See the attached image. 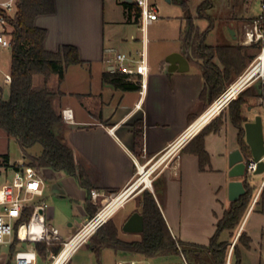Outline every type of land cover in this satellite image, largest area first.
<instances>
[{"label":"crops","instance_id":"crops-1","mask_svg":"<svg viewBox=\"0 0 264 264\" xmlns=\"http://www.w3.org/2000/svg\"><path fill=\"white\" fill-rule=\"evenodd\" d=\"M8 1L0 0V4ZM123 1L128 0H55V12L39 15L35 20L37 26L47 30L45 47L48 50L57 51L63 45H74L83 60V63L67 68L62 82L57 75H52L48 84L63 92L54 99V106L62 114L66 141L74 150L77 164L88 175L92 190L101 193L93 199L91 192L76 177L49 167L41 168L45 182L41 198L47 205L46 220L59 229L63 238L73 235L92 217V212L95 215L106 203L110 193L128 186L138 174V166L153 163L219 97H214V88L208 82L202 61L195 57L191 46L184 43V31L190 29L191 18L185 15L170 17V21L177 18L173 35L165 45L158 46L157 42L164 38L158 34L152 36L149 27L159 18L143 31L141 17L136 19L135 11H127ZM182 3H186V0H182ZM252 3L253 0H244L237 17L230 18L232 0H225L221 4L223 14L219 18L225 29L218 34L217 43L208 42L213 29L206 38V43L212 46H242L239 64L244 62L246 65L242 74L257 59L264 46V41H244L246 23L259 18L264 23V9L254 14ZM184 22L189 23L188 30ZM193 24L200 31L208 27L201 30ZM231 28L235 30L236 37L231 35ZM152 43H156L154 51ZM108 49L126 52L133 66L140 61L144 51L149 69L146 86L123 90L104 82L103 74L111 72L112 68V63L106 61ZM172 52H180L187 57L188 70L169 71L165 58ZM214 62L220 69L224 68L217 56ZM10 67L11 56L8 70L0 67V81L4 80L5 74L10 73ZM259 79L261 77L252 79L249 85ZM5 84L8 90L10 84ZM1 86L5 93L6 86ZM245 106L243 117L247 114L246 109L250 110V106H246V109ZM221 112L224 115L222 128L219 131L210 130L204 138L210 158L205 170L200 168V158L194 151V136L168 159L154 178L153 192L172 235L191 246H207L210 243L219 219L231 202L228 199V183L231 180L228 175V156L233 149L240 147L239 129L230 118L229 104ZM229 122L237 130L234 136L229 134ZM136 131L139 132L138 137ZM22 154L23 159L19 162L13 161L7 154L9 164L0 167V176H12L14 164L29 165L23 150ZM88 204L91 205L89 209ZM124 205L111 217L118 228V237L120 225L125 223L131 213L136 210L141 212L134 208L116 221L114 217ZM254 212L264 215L256 208V204L252 206L251 203L233 236L242 232L250 235L252 243L251 248L246 249L248 251L253 248L257 224L248 226L247 219ZM69 220L71 223L63 224ZM233 237L228 231L222 234L225 240H232Z\"/></svg>","mask_w":264,"mask_h":264},{"label":"trees","instance_id":"trees-1","mask_svg":"<svg viewBox=\"0 0 264 264\" xmlns=\"http://www.w3.org/2000/svg\"><path fill=\"white\" fill-rule=\"evenodd\" d=\"M216 0H203L197 7V18L209 21L204 31L195 28L191 21L188 31H184L185 45L191 46L195 57L202 61L208 82L214 88V97L220 96L236 78L242 74L246 65L239 64L242 59V46H212L206 43L208 33L214 28L215 19L210 10L215 6ZM244 0H232L230 18L237 17L243 7ZM127 11L134 10L136 19L141 17V9L134 2L123 1ZM56 10L55 0H16L14 15H8L0 8V15L11 25L9 32L11 40V83L9 96L5 98L4 88L0 85V129L9 137L15 138L20 144L28 164L41 168L49 167L56 171L65 172L76 177L80 184L89 192L92 184L85 170L76 162L73 148L66 141L65 124L62 114L54 106V99L63 92L49 86V79L57 75L59 81L65 78L66 70L70 65L81 64L76 46L66 44L57 51L45 47L47 30L36 25L35 20L39 15L52 14ZM218 57L224 65L220 69L214 62ZM43 77L42 84H34L35 76ZM106 83L113 84L123 90H135L140 86L139 81L129 79L127 74L119 72H106L103 74ZM264 97V83L258 87L253 85L242 90L236 98L229 103V115L232 122L239 129V143L245 157L251 156L250 147L245 140L243 106L248 103L249 97ZM224 124V115L215 117L210 123L194 137V151L200 158V168L205 170L209 163V154L205 149L204 138L210 130L219 131ZM136 137L139 132H135ZM40 144L41 152L35 154L33 147ZM9 164V156L0 153V167ZM15 169L19 165H13ZM247 192L239 200L231 201L225 209L223 216L217 223V229L207 246L187 245L175 238L166 222L155 195L148 189L143 190L141 200V213L144 215V230L140 240L125 241L118 237V228L110 218L101 226L92 237L96 240L94 249L100 254L102 248L112 247L116 250L127 251L131 254H140L143 257L153 258L164 255H178L179 246L187 255H192L195 264H226L232 240L222 239L226 231L230 236L235 235V230L241 225L246 212L257 192V188L250 184L251 176L243 178ZM260 212L264 213V188L257 203ZM91 205L88 204V209ZM32 208L19 219L18 223L27 221ZM94 212L91 213L93 216ZM20 243L17 237L10 246V254L14 253ZM252 238L246 232L239 235L233 249L231 264H241V248H251ZM63 243L55 241L53 245L46 242H37L36 247L41 261L47 259L49 251L59 252ZM188 248H187V247ZM207 251L211 262L202 260L203 253ZM236 258V260H234Z\"/></svg>","mask_w":264,"mask_h":264},{"label":"built area","instance_id":"built-area-1","mask_svg":"<svg viewBox=\"0 0 264 264\" xmlns=\"http://www.w3.org/2000/svg\"><path fill=\"white\" fill-rule=\"evenodd\" d=\"M141 9V28L146 31L148 25L159 18L157 6L151 4L150 0H132ZM262 7L264 8V0L262 1ZM0 8L3 9L8 15H14L16 11V0H10L0 4ZM11 25L8 21L0 15V44L3 47H10L11 40L9 32L11 31ZM244 41L249 43L264 41V23L261 18L254 20L252 23H246L244 25ZM264 51V46L261 52ZM108 57L106 61L112 63L111 72H119L127 74L131 79L139 81L140 85L146 86V79L148 74L147 56L144 51L141 53V59L134 66L132 60L126 52L115 51L112 49L107 50ZM260 54L256 59V63L253 67L259 64ZM252 67V68H253ZM251 68V69H252ZM250 70H246L239 76L237 80L229 85L223 94H221L214 102L206 109L202 115H200L175 141H173L160 155L150 164V162L142 165L148 169L154 168L152 174L158 166L163 164L167 159L176 155L178 151L196 134H198L203 127L211 121L213 117L220 114L221 111L234 99L237 95L244 90L252 79H248L238 89L236 94L232 97L225 99L228 90L231 86L243 80ZM261 77L264 83V74L257 75ZM11 74L4 75V82L11 83ZM260 104L264 107V97L260 96ZM224 100V101H223ZM217 101H223V104L211 115L209 121L201 128H196L195 124L203 118L204 115L212 112ZM259 161L264 162V155ZM259 161H255L252 154L249 157H245L246 162V174L253 176L258 168ZM140 167L138 166V175L140 174ZM260 174L263 175L261 184L258 188L257 194L253 199L252 206L257 203L259 195L264 188V170ZM139 176L135 178L128 186L118 192H113L108 195L106 203L93 215L90 219L83 223V225L68 239L65 240L61 235L59 229L49 223L46 220V202L41 198L44 194V178L41 171L31 165H22L18 169H15L11 177H6L2 182L0 181V249L3 244H11L15 237L19 239L21 243H25L21 249H18L15 254V259L12 264H67L70 262L73 253L86 242L101 226H103L112 215L125 204V202L139 194L145 189L153 190V179L151 178L150 187L140 184L135 185ZM140 189H139V188ZM139 189V190H137ZM92 198L95 199L101 193L95 189L91 190ZM123 197V198H121ZM121 198V199H120ZM32 208V212L27 221L18 223L19 219L26 213L28 209ZM25 227V234H22V228ZM6 236L9 239L6 240ZM239 233L232 241L226 264H231L233 249L237 243ZM55 241L63 243L59 252L50 254V262L46 263L40 260L39 253L36 247L37 242H46L48 245H52ZM71 247H69V245ZM66 250V252H65ZM179 262H173L169 264H192L187 255L179 246ZM0 259L3 256L0 254ZM114 264H139L134 258L119 259Z\"/></svg>","mask_w":264,"mask_h":264},{"label":"rangeland","instance_id":"rangeland-1","mask_svg":"<svg viewBox=\"0 0 264 264\" xmlns=\"http://www.w3.org/2000/svg\"><path fill=\"white\" fill-rule=\"evenodd\" d=\"M202 1L203 0H186V3L183 4L182 0H150L151 4H154L158 7V11H159L158 12L159 19L155 21L149 27L150 33L152 36L154 34H158L160 35V37L164 38L162 41L157 42V45L158 46H163V44L165 45L168 42V40L171 38V36L173 35V31L175 30V25H176L175 22L177 21V18H173V20L170 21L169 20L170 17H173V16L175 17L177 15H180V16L185 15L187 17H190L191 20L197 26L200 27L201 30L205 29L208 26V21L204 19H197V7ZM224 1L225 0H216L215 6L210 10V13L214 17L217 18L215 20L216 21L215 26L208 39V42L210 43H217L216 40H217L218 34L221 32L222 29H225L224 28L225 26L219 20L220 16L223 14L221 4H223ZM263 9L264 8L262 7L260 0H253L252 10L254 14L261 13ZM184 10L186 14L184 13ZM184 26H186L188 30L189 23L184 22ZM151 46H152V50L154 51V48L156 47V43H152ZM260 53H261V50L259 51V54ZM10 56H11L10 48L3 47L0 45V67L2 69L8 70ZM256 62H257L256 60L253 61L252 65L248 67L247 71L251 70V68ZM42 79L43 77L41 75H36L34 84L36 86H40L42 84ZM261 81L262 79H259L258 81L251 83L249 86L253 85V87H258V85H261ZM0 83L1 85L6 86L4 95H5V98H8L9 89L7 90V85L3 81H0ZM259 97L260 96L252 97L248 99V103L246 104V106H250V110L246 109V106H245V109L247 110V114L244 116V118H247L248 120H254L256 115H261L262 120H263V128H264V107L263 105L260 104ZM228 129H229L230 135L231 134H233V136L236 135L237 130L234 126H232L231 122L228 123ZM41 149H42V146L38 144L35 147H33L32 151L39 152V150ZM0 152L2 154H9L12 160L16 162L22 161L23 159L21 146L18 143V141L13 137H9L6 134V132L2 129H0ZM167 161L168 159L162 164L161 167H159L151 175V178L153 179V186H154L155 176L157 175L158 171L163 166H165ZM4 166L6 167L5 162H4ZM138 176L139 175L137 174L135 178H137ZM262 178H263L262 174H255L251 176L250 184L252 186H255L257 188V191L261 184ZM4 180H5V177L0 176V181L3 182ZM149 191H151L154 194L153 190H149ZM142 194H143V191L137 194L136 198H131L126 203V205H124V207L121 210H119V212L115 215L114 219L116 221H119L124 215V213L134 208L141 210L140 205H141V200H142ZM256 194L257 192L255 193V196ZM256 208L259 209L260 205L256 204ZM247 221H248L247 223L248 226H252L254 223H256L257 229H255V242L253 243L252 250L248 251L244 247L241 248V264H264V215L263 214L260 215L257 212H254L250 217H248ZM69 223H71L70 220L67 222L66 221L63 222L64 225H67ZM78 228L79 227H75V229H78ZM71 236L72 235L64 237V239L68 240ZM119 237L125 241L140 240L141 233L124 231L123 225H120ZM5 238L6 240L9 239L8 236H6ZM234 238L235 237L232 238V241L234 240ZM95 240L96 239L91 236L86 242H84L81 246H79L78 249L73 253L70 262L67 264H114L119 259H130V258L136 259L137 261H139V264H169V263L180 261L179 255H164V256H157L153 258H147L141 255H132L123 250H116L112 247L102 248L99 254L94 249L96 245ZM23 246H25V243H21V242L18 243L17 249L14 251V253L10 254V245L3 244L0 249V254L1 256H3V259H0V264H12L14 262L15 254L17 250L21 249ZM51 252L53 251H49V253L47 254V259L45 260L46 263L50 262ZM187 257L192 264H195L194 258L192 257V255L187 254ZM211 259L212 258L210 254L206 251L202 257V260L209 263L211 262ZM234 260H236V258H234Z\"/></svg>","mask_w":264,"mask_h":264},{"label":"water","instance_id":"water-1","mask_svg":"<svg viewBox=\"0 0 264 264\" xmlns=\"http://www.w3.org/2000/svg\"><path fill=\"white\" fill-rule=\"evenodd\" d=\"M132 1V0H128ZM231 35L235 36V30L230 29ZM169 64V71H186L189 69L187 57L180 52H172L165 58ZM245 140L250 147L251 154L255 161H259L264 155V128L261 115H256L254 120H248L244 123ZM229 171L231 180L228 183V199L237 201L247 192L246 184L243 178L246 174L245 155L240 147L233 149L228 156ZM264 170V162L259 161L255 174H260ZM123 230L127 232L142 233L144 230V215L140 211H134L123 224Z\"/></svg>","mask_w":264,"mask_h":264},{"label":"bare ground","instance_id":"bare-ground-1","mask_svg":"<svg viewBox=\"0 0 264 264\" xmlns=\"http://www.w3.org/2000/svg\"><path fill=\"white\" fill-rule=\"evenodd\" d=\"M259 64L255 67H253L246 75V77L241 80L238 81L236 83H234L231 88L228 90V93L226 94V97H224L225 99H228L230 97H232L234 94H236V92L238 91V89L243 85V83H245L246 80L253 79L255 76L257 75H263L264 74V51H262L260 53V58H259ZM223 100V101H224ZM223 101H217V103L215 104L213 110L211 113L206 114L203 116V118H201L197 124H195L196 128H201L204 124H206L211 115L214 114V112H217V110L220 108V106L223 104ZM154 170V168L148 169L147 167L141 166L140 167V174H139V178L137 180V182L135 183L134 186L139 185V187H141L142 185H147L150 187V182H151V175H152V171ZM138 187V188H139ZM123 198V197H121ZM120 198V199H121ZM22 234H25V227L22 228ZM72 244L69 245V247H71ZM66 252V250H65Z\"/></svg>","mask_w":264,"mask_h":264}]
</instances>
